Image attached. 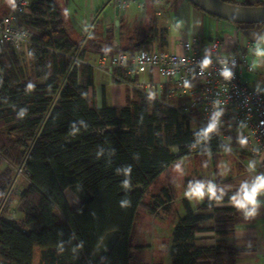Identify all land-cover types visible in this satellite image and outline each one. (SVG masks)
<instances>
[{"label": "trees", "instance_id": "16d2710c", "mask_svg": "<svg viewBox=\"0 0 264 264\" xmlns=\"http://www.w3.org/2000/svg\"><path fill=\"white\" fill-rule=\"evenodd\" d=\"M232 24L243 31L263 26ZM16 26L28 33L25 47L18 51L0 44V158L8 163L0 172V264H33L35 250L37 264H134L133 250L142 248L131 244L137 212L168 211L175 199L172 185L150 196L146 205L143 200L173 162L194 154L199 129L193 130L177 108L134 89L119 109L95 107L89 92L93 68L72 58L83 60L87 52L111 56L112 38L102 45L92 38L75 43L55 0H29L28 14ZM157 35L153 24L135 29L128 43L149 50ZM158 42L162 46L164 39ZM200 145L214 159L226 152L212 134ZM129 166L126 177L123 169ZM13 169L23 170L28 185L18 195L19 216L2 218ZM66 189L77 206H69ZM124 200L128 204L122 207ZM182 203L184 216L172 230L168 249L171 264H236L237 255L246 251L224 239L252 219L245 220L227 196L219 204L205 199L196 210L186 199ZM203 239L212 243H197Z\"/></svg>", "mask_w": 264, "mask_h": 264}, {"label": "crops", "instance_id": "0c3cea01", "mask_svg": "<svg viewBox=\"0 0 264 264\" xmlns=\"http://www.w3.org/2000/svg\"><path fill=\"white\" fill-rule=\"evenodd\" d=\"M229 1L264 3V0ZM12 2L13 0H0V17L10 11ZM55 2L59 7L61 18L69 35L72 26L66 25L64 20L67 12L72 15L71 19L74 20L82 3L87 10L85 16H82L81 24L85 30L78 42L73 40L75 43L81 46L87 38H92L97 45H102L105 44L104 41L107 38L111 37L113 50H126L128 54H132L137 50L130 47L128 43L133 31L150 27L153 24L158 32L157 38L151 43V48L153 49L181 53L180 43L189 37H200L203 47H208L213 40L222 38L227 39L225 46L221 49V54L225 57L235 51H249L250 47L254 46L252 34L254 32H264V25L243 31L228 21L212 17L196 9L187 0H164L165 4L161 7L154 6L150 1L141 0L142 6L132 4L125 10H117L108 0H55ZM120 32H122L121 36H119ZM160 37L164 39L162 46L158 42ZM100 57L101 55L99 54L87 52L83 60L91 64ZM248 61L252 70H245L242 73L241 81L243 85L255 90L257 84H259L262 88L260 92H263L264 63H260L253 54L248 58ZM131 81L129 84L152 83L156 87L154 98L170 107L180 108L186 102V94L178 92L172 81L161 78L155 70L143 71ZM132 90V85L114 83L109 75L93 69V83L89 92L95 107L100 108L105 104L106 106L119 109L125 105L127 95L130 98L132 97ZM189 124L193 130L196 129L194 122L190 121ZM239 131L237 127H228L226 129V143L232 150L231 152L220 153L221 155L219 156L220 161H223L222 169H224L226 178L216 183H223L222 186L229 187L231 190H235L242 180L248 179L256 173L264 172V163L251 154L248 144L243 149L236 148ZM232 158L236 165L231 162ZM251 161H255L254 171H249L248 168ZM66 192H69L70 195L67 196ZM64 195L69 206L75 207L79 204L77 199L71 194L70 189H66ZM18 216L19 214L17 213ZM211 236L212 234H199L198 238H209ZM224 240L230 247L246 251L237 255L236 264H264V206L261 207L259 214L252 218L248 225H240L236 228L233 235L226 237ZM197 243L208 245L212 241L203 239L197 241Z\"/></svg>", "mask_w": 264, "mask_h": 264}, {"label": "built area", "instance_id": "2783aa9c", "mask_svg": "<svg viewBox=\"0 0 264 264\" xmlns=\"http://www.w3.org/2000/svg\"><path fill=\"white\" fill-rule=\"evenodd\" d=\"M117 10H125L130 5L142 6L141 0H108ZM154 6L161 7L164 0H147ZM29 0H13L10 11L0 18V44H9L20 51L27 43L28 33L16 25L22 17L28 14ZM227 39H216L203 47L202 40L198 36L189 37L181 42V53L165 52L158 49H140L132 54L121 50L115 51L111 56H101L96 62L89 63L97 72L105 73L112 79L118 78L125 85H132V89L145 92L155 97L156 87L152 83H126L137 74L146 70H155L158 75L172 81L178 92H184L186 102L178 109L187 121L194 122L196 129L206 125L213 111V102L218 101V107L224 109L221 124L215 135L224 146L226 143V129L237 127L247 138L251 154L264 163V91L257 92L253 88L243 85L242 73L252 70L248 58L252 56V48L247 52L235 51L225 57L221 49ZM205 49L210 53L212 64L206 69H201L198 63L203 59ZM235 59L234 78L225 80L218 75L221 68L219 61ZM74 64L85 63V60L72 58ZM115 72L119 73L116 76ZM243 121L246 127L239 128ZM237 142V141H236ZM246 144V145H247ZM237 142L236 148L243 149ZM24 174L22 169H13V181L6 192L3 203L9 197L15 182V175ZM2 206L0 207V211Z\"/></svg>", "mask_w": 264, "mask_h": 264}, {"label": "rangeland", "instance_id": "374dc122", "mask_svg": "<svg viewBox=\"0 0 264 264\" xmlns=\"http://www.w3.org/2000/svg\"><path fill=\"white\" fill-rule=\"evenodd\" d=\"M86 13L87 10L83 7L82 3L76 14L77 17H74V20L71 19L72 15L68 12L64 17L66 25L69 24L72 26L70 36L75 42L81 39V34L85 30L81 24L83 19L82 16H85ZM73 14L75 13L73 12ZM220 155L221 154H217L214 159L211 154H191L173 162L171 166L151 184L143 200L145 205L150 201V196L159 194L161 189L171 185L174 187L175 199L170 203L167 212L158 211L155 215H149L143 208L138 210L133 224L131 244L133 246H141L142 248L133 250V255L135 256L134 264H171L168 249L171 245L172 230L176 226L179 218L184 216L185 211L182 201L186 199L192 209L196 210L197 206L205 200H189L184 197L183 193L189 181L194 179L219 182L223 178H226L224 169H222L223 161H220L219 158ZM231 162L236 165L233 158ZM177 164H180L182 167L177 169ZM7 165L8 163L0 158V172L4 170ZM14 179L15 182L8 203L1 213L2 218L17 217L16 203L18 195L20 190L25 188L28 183L23 173L15 175ZM66 195L69 196V192H66ZM34 257L33 264H37V250H35Z\"/></svg>", "mask_w": 264, "mask_h": 264}, {"label": "clouds", "instance_id": "9594fccd", "mask_svg": "<svg viewBox=\"0 0 264 264\" xmlns=\"http://www.w3.org/2000/svg\"><path fill=\"white\" fill-rule=\"evenodd\" d=\"M252 39L254 41V46L252 49V54L260 61L264 63V32H254L252 34ZM221 68L218 75L225 80H230L234 78V68L236 67L235 59L229 63L228 60L219 61ZM212 64V59L210 53L205 49L203 59L198 63L201 69L208 68ZM262 90L261 86L257 84L256 91L259 93ZM219 102H213V111L208 118L206 125L202 126L195 133V145H200L210 139L212 133L216 132L221 124V118L224 115V109L218 107ZM239 128L246 127V124L241 121L238 125ZM237 142L241 147L245 146L248 141L247 138L242 134L237 135ZM225 151L231 152L230 146H225ZM182 166L180 164L176 165L177 169ZM249 171H254L255 161L249 162ZM118 173L120 170H117ZM123 173L126 177L131 174V167H126L123 169ZM130 184L129 179L123 181V187L128 188ZM231 194L229 195V193ZM184 197L189 200L201 201L207 198L210 202H215L217 204L224 201L225 197H228V202L231 206L239 212L245 220L255 218L264 206V172L256 173L248 179L242 180L235 190H231L229 187L217 184L213 180H203L194 179L189 181L184 193ZM128 204L127 200L121 202V206Z\"/></svg>", "mask_w": 264, "mask_h": 264}, {"label": "water", "instance_id": "95a60500", "mask_svg": "<svg viewBox=\"0 0 264 264\" xmlns=\"http://www.w3.org/2000/svg\"><path fill=\"white\" fill-rule=\"evenodd\" d=\"M201 11L237 24H261L264 25V5L244 6L228 3L222 0H187ZM205 148L199 145L194 154L204 153Z\"/></svg>", "mask_w": 264, "mask_h": 264}]
</instances>
